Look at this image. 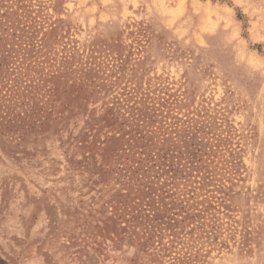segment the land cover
Segmentation results:
<instances>
[{"label": "rangeland", "instance_id": "374dc122", "mask_svg": "<svg viewBox=\"0 0 264 264\" xmlns=\"http://www.w3.org/2000/svg\"><path fill=\"white\" fill-rule=\"evenodd\" d=\"M0 264H264V0H0Z\"/></svg>", "mask_w": 264, "mask_h": 264}]
</instances>
